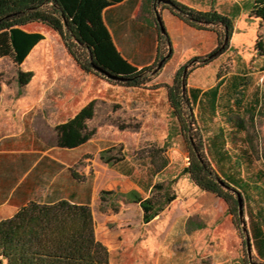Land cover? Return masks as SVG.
<instances>
[{
    "label": "crops",
    "instance_id": "1",
    "mask_svg": "<svg viewBox=\"0 0 264 264\" xmlns=\"http://www.w3.org/2000/svg\"><path fill=\"white\" fill-rule=\"evenodd\" d=\"M176 1L197 11L213 9L222 15L235 16V22L251 0ZM158 11L170 39L171 57L158 75L142 87L116 85L82 71L63 41L59 48L62 54L57 59L51 56V66L47 68L44 64L48 60L43 49L50 44V40L41 32L26 30L28 25L24 27L28 32L41 33L44 39L31 49L22 62L32 61L33 65L29 68L34 73L25 87L16 90V96H21L19 101L3 103L2 89L0 93V221L12 217L29 202L66 200L88 205L94 222L97 214L113 219L111 233L119 240L122 229L127 228L130 235L134 230L133 237H139L159 218L162 211L150 222L144 223L143 211L138 203L131 202V193L142 200L151 197L153 187L170 169L174 154L178 158H188L187 144L179 133L165 86L171 85L174 73L186 62L209 54L217 45V35L210 29L197 30L187 25L166 8H159ZM246 13L249 20L248 9ZM102 19L116 49L129 64L140 70L154 63L159 31L150 0H123L106 8ZM238 31L239 28L234 27L227 52L187 75V95L192 101L194 115L198 114L203 126L221 129L234 125L231 121L235 119L253 127L262 107L260 78L264 76L263 59L254 51L255 40L251 53L243 55L238 51L233 44ZM42 65L45 71H53L50 85H46L48 75L42 72ZM56 65L60 70L56 69ZM40 76L42 79L35 82V86H30L34 78ZM91 102H94V115L87 121V129L93 130L94 135L78 147H60L55 127L73 118ZM117 124L125 127L119 129ZM130 126L141 129L130 130ZM148 127L164 128L163 138H157L152 132L146 134L143 128ZM169 127L178 129L177 138H166ZM252 144L241 149L227 145L230 156L225 157L226 162H219L218 167L230 173V159L236 160L239 162L237 172L249 180L260 163L264 164L258 140L252 139ZM115 146H121L124 158L111 165L102 162L100 153ZM160 149L163 151H156ZM250 154L254 159L251 164L248 163ZM163 160L166 162L164 165L161 164ZM187 165L184 164V167ZM217 165L213 166L216 170ZM103 191L111 194L104 196L101 211L100 195ZM163 191H166L165 188ZM243 210L251 252L257 256L244 206ZM129 211L137 216H126ZM252 214L264 260L263 200L252 204ZM133 221L137 223L136 227L132 226ZM132 264L145 262L138 259Z\"/></svg>",
    "mask_w": 264,
    "mask_h": 264
},
{
    "label": "trees",
    "instance_id": "2",
    "mask_svg": "<svg viewBox=\"0 0 264 264\" xmlns=\"http://www.w3.org/2000/svg\"><path fill=\"white\" fill-rule=\"evenodd\" d=\"M121 1L123 0H0V59L10 57L19 67L31 49L44 39L41 33L28 32L24 27L41 23L59 34L68 53L82 71L116 85L142 87L158 75L171 57V43L159 8L168 9L171 14L197 30L210 29L215 32L216 47L209 54L193 58L182 65L174 73L171 85L165 86L179 133L187 144L188 165L183 168L182 174L187 175L200 191L222 199L238 230L240 222L237 195L241 196L249 220L251 241L257 253V256L252 254L246 264H264L256 236V221L252 214V204L256 200L264 201V164L260 163L259 169L249 180L242 178L237 172L239 162L236 160L230 159V173L218 167L219 162H226L225 157L230 156L227 145L234 149H241L244 145L253 146V127H247L243 121L235 119L230 120L234 125L221 129L203 126L198 114L195 116L193 113L192 101L189 100L186 89L187 75L193 69L210 63L229 50L235 16L222 15L213 9L197 11L176 0H171V5L150 0L151 7L155 9L159 31L157 55L152 65L138 70L116 49L102 19L106 8ZM245 6L248 7L249 19H257L259 22L253 48L264 63V36L261 34L264 26V0H251ZM92 65L116 79L107 78L105 74L94 70ZM32 77V72H23L18 68L17 84L20 88L26 86ZM93 115L94 102H91L73 118L56 126L58 145L72 149L91 139L94 131L87 129V121ZM249 156L248 163L251 164L254 159L251 154ZM123 158L121 146L111 147L100 153V160L108 165ZM165 163L163 160L161 164ZM214 165H217V170ZM153 188L163 190L161 184H156ZM110 194L111 192H101V211L104 196ZM131 196V202L138 203L143 211L144 223L150 222L175 199L174 195L166 194L152 195L144 200L134 193ZM262 242L264 244V240ZM0 261L4 264H110L106 246L96 238L90 207L66 200L53 203L29 202L12 217L1 220Z\"/></svg>",
    "mask_w": 264,
    "mask_h": 264
},
{
    "label": "rangeland",
    "instance_id": "3",
    "mask_svg": "<svg viewBox=\"0 0 264 264\" xmlns=\"http://www.w3.org/2000/svg\"><path fill=\"white\" fill-rule=\"evenodd\" d=\"M223 1L227 2V0ZM247 9L248 7L244 6L242 16L237 18L238 20L234 22L233 26V28H239L236 41L233 44L243 55L251 53L252 45L259 31L258 20L247 19ZM26 30L41 32L50 40V44H46L43 49L48 60L44 65L50 68V57L53 56L57 59L62 54L59 49L62 43L61 37L41 23L30 24ZM261 34L264 36V26ZM235 45L232 49L235 48ZM31 65H33L32 61H27L20 66V70L34 73L29 68ZM44 65L41 66V70L43 69L42 72L48 75L46 85H50L53 80L51 77L53 71L52 69L45 71ZM18 68L10 57L0 59V87L3 92L1 97L3 103L18 102L21 98L15 94L16 90L20 88L17 84ZM56 69L60 70L58 65H56ZM39 79L42 77L34 78V83L32 82L30 86H35V82ZM260 87L262 107L253 124V138L258 140L259 150L264 156V76L260 78ZM14 98L17 99L14 100ZM117 127L123 129L125 126L117 124ZM129 129L139 130L141 128L130 126ZM143 130L146 134L152 132L155 136L157 135V138H163L164 128L148 127ZM177 134V128L169 127L166 138H177ZM175 156L174 154L170 169L157 182V184H162L166 191L162 192L156 189L152 191L154 196L173 194L175 200L164 207L159 218L153 221L152 227H148L141 236L133 237L135 231L132 230L130 235V231L124 228L120 232L118 240L111 233L114 229L113 219L108 220L101 214L96 215L95 222L98 229L96 236L100 241L102 240V244L108 251L111 250L109 252L110 264H132L134 260L138 259L144 260L145 264H246L248 255L240 224L239 230L234 227L230 219L232 217L227 212V205L222 199L211 193L199 191L187 176L182 174V169L184 164L188 163V158ZM127 214L126 216H137L133 211H129ZM131 224L134 227L137 226L134 221Z\"/></svg>",
    "mask_w": 264,
    "mask_h": 264
},
{
    "label": "water",
    "instance_id": "4",
    "mask_svg": "<svg viewBox=\"0 0 264 264\" xmlns=\"http://www.w3.org/2000/svg\"><path fill=\"white\" fill-rule=\"evenodd\" d=\"M158 3H163V4H167V5L172 4L171 0H158ZM158 22H159V19L157 18V23ZM162 30H161V32H163ZM92 67L97 72L105 74V76L107 78L116 79V77H113L107 73H104L100 68L96 67L95 65H92ZM182 88L184 89V83L182 84ZM237 204H238V217H239V222H240V229L243 233V238H244V243L246 246V252L248 255V259H251V256H252L251 244H250V239H249V235H248L246 223H245V218H244L243 203H242L241 196L239 194L237 195ZM0 264H1V261H0Z\"/></svg>",
    "mask_w": 264,
    "mask_h": 264
}]
</instances>
